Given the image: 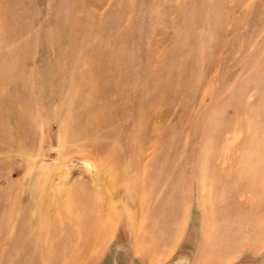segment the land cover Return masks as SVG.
Wrapping results in <instances>:
<instances>
[{"label": "rangeland", "instance_id": "obj_1", "mask_svg": "<svg viewBox=\"0 0 264 264\" xmlns=\"http://www.w3.org/2000/svg\"><path fill=\"white\" fill-rule=\"evenodd\" d=\"M0 264H264V0H0Z\"/></svg>", "mask_w": 264, "mask_h": 264}, {"label": "bare ground", "instance_id": "obj_2", "mask_svg": "<svg viewBox=\"0 0 264 264\" xmlns=\"http://www.w3.org/2000/svg\"><path fill=\"white\" fill-rule=\"evenodd\" d=\"M113 197V196H112Z\"/></svg>", "mask_w": 264, "mask_h": 264}]
</instances>
